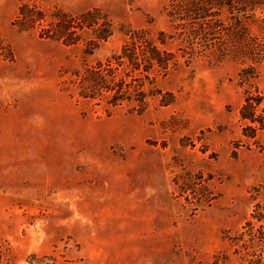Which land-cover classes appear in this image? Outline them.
I'll return each instance as SVG.
<instances>
[{"label":"rangeland","instance_id":"374dc122","mask_svg":"<svg viewBox=\"0 0 264 264\" xmlns=\"http://www.w3.org/2000/svg\"><path fill=\"white\" fill-rule=\"evenodd\" d=\"M190 5L0 0V264H264V5Z\"/></svg>","mask_w":264,"mask_h":264},{"label":"trees","instance_id":"16d2710c","mask_svg":"<svg viewBox=\"0 0 264 264\" xmlns=\"http://www.w3.org/2000/svg\"><path fill=\"white\" fill-rule=\"evenodd\" d=\"M191 1L193 4V5H190L191 8L195 6L194 12H196V13L199 12L203 15H204V13L206 14V12H210L213 9L220 12L221 9H224L226 7L230 8V11H232V12L239 13L240 18L237 21V28L235 27V29H237L239 32L240 42L244 39V37H246V27H245V23L243 22V20L246 19V17H243V16L248 15L246 11L252 10V11L257 12V11H259L258 7H260L261 5H264V0H191ZM236 6L239 8L237 9ZM201 7H205V9L201 8ZM204 29H205V26H204ZM87 35H90V34L87 33ZM52 40L59 41L56 36L53 37ZM244 53H246V52L245 51L240 52L241 55ZM92 80H94V82L96 81L95 78L94 79L91 78V81ZM85 81H87V80H85ZM85 84H88V89L91 90L92 92H95L97 89V88H95V86L96 85L98 86L97 83H94L95 85H91V83L89 84V82H85ZM141 96L142 97L140 100H143V95H141ZM122 100H124V99H121V101ZM111 104H112V101H111Z\"/></svg>","mask_w":264,"mask_h":264}]
</instances>
